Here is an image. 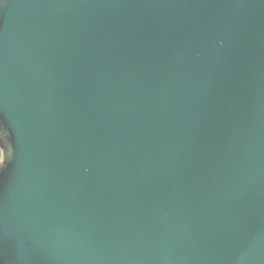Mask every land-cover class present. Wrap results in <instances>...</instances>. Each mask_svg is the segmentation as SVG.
I'll return each mask as SVG.
<instances>
[{
    "label": "water",
    "instance_id": "95a60500",
    "mask_svg": "<svg viewBox=\"0 0 264 264\" xmlns=\"http://www.w3.org/2000/svg\"><path fill=\"white\" fill-rule=\"evenodd\" d=\"M0 264H264V0H0Z\"/></svg>",
    "mask_w": 264,
    "mask_h": 264
},
{
    "label": "rangeland",
    "instance_id": "374dc122",
    "mask_svg": "<svg viewBox=\"0 0 264 264\" xmlns=\"http://www.w3.org/2000/svg\"><path fill=\"white\" fill-rule=\"evenodd\" d=\"M2 161H3V152H2V150L0 148V162H2Z\"/></svg>",
    "mask_w": 264,
    "mask_h": 264
}]
</instances>
